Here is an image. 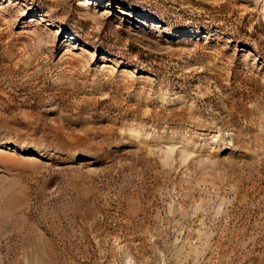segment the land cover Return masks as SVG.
<instances>
[{"label":"rangeland","instance_id":"rangeland-1","mask_svg":"<svg viewBox=\"0 0 264 264\" xmlns=\"http://www.w3.org/2000/svg\"><path fill=\"white\" fill-rule=\"evenodd\" d=\"M0 264H264V0H0Z\"/></svg>","mask_w":264,"mask_h":264}]
</instances>
